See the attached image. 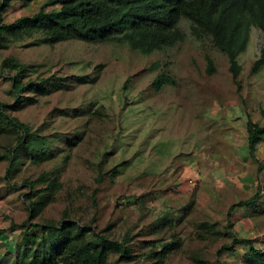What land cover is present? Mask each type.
Masks as SVG:
<instances>
[{"label": "rangeland", "instance_id": "obj_1", "mask_svg": "<svg viewBox=\"0 0 264 264\" xmlns=\"http://www.w3.org/2000/svg\"><path fill=\"white\" fill-rule=\"evenodd\" d=\"M43 1L12 0L3 21L31 15ZM179 26L184 41L149 54L77 38L50 45L23 37L0 47V67L11 57L26 66L22 81L47 79L15 98L9 75L16 71L0 76V102L7 105L0 152L20 137L10 131L12 117L51 139L49 158L35 164L23 156L12 178L17 188L3 178L7 161H0V264L25 263L17 259L28 227L20 225L28 216L21 193L29 190L21 182L43 171L60 188L50 194L36 184L31 199L45 205L31 222L89 225L85 240L93 232L118 242L128 235L132 259L108 244L106 264H152L163 247V264H246L251 246L264 251V136L253 158L246 132L247 117L264 122V63L251 73L264 34L252 27L237 57L238 90L226 54L210 37L195 38L187 19ZM161 70L174 83L156 91L152 80ZM255 195L256 206L237 205L228 217L231 204Z\"/></svg>", "mask_w": 264, "mask_h": 264}, {"label": "trees", "instance_id": "obj_2", "mask_svg": "<svg viewBox=\"0 0 264 264\" xmlns=\"http://www.w3.org/2000/svg\"><path fill=\"white\" fill-rule=\"evenodd\" d=\"M11 1L0 0V47H6L12 39L23 37H36L38 43L50 45L66 38H77L93 43H123L142 54H149L184 41L185 33L179 22L185 18L189 21V29L195 38L201 40L205 36L210 37L214 46L226 54L229 71L238 90L241 87L238 79L241 66L237 57L246 49L252 27L264 34V0H44L31 15L5 23L3 12ZM261 54L251 66V73L264 63V49ZM205 59L207 73H210L214 70L212 58L206 53ZM158 66L159 63L155 62L152 68L156 69ZM25 68L19 60L11 57L5 58L1 63L0 76L4 75L5 69L16 71L9 75L11 92L15 98L23 90H35L47 81L43 78L22 81L20 72L25 71ZM52 83L55 86L60 84L55 78ZM165 83H174V78L161 70L152 80V87L158 91ZM45 90L48 92V89ZM24 98L32 100L31 97ZM6 109L7 105L0 102V115H4ZM11 121L13 125L10 131L20 137L14 145L6 146L0 152V161H7L3 178L17 188L12 178L22 163L23 156L35 164L49 158L51 139L14 117ZM246 132L247 151L254 158L256 146L264 136V122L260 124L247 117ZM38 182L44 183L50 194L60 188L57 178L48 177L44 171L34 179L26 177L22 180L23 186L29 190L21 193L27 203L28 216L20 225L28 227L22 231L21 254L17 256L20 262L106 264L108 244L119 251L121 258L132 259L131 250L126 245L128 235H125L122 242H118L93 232L94 239L85 240L84 234L93 230L89 225H79L71 220L61 221L60 224L47 221L43 225L31 222L45 205V201L36 202L31 199ZM258 201L255 195L231 204L227 215L230 217L237 205L252 208ZM39 226L42 228L40 235L31 232L32 227ZM72 229H75L74 234H71ZM233 237H236L234 233ZM223 248L228 250L229 246ZM251 250L253 255L245 263L264 264V251L254 246H251ZM167 254L166 247L156 251L152 264H163ZM115 264L118 262L115 261Z\"/></svg>", "mask_w": 264, "mask_h": 264}]
</instances>
